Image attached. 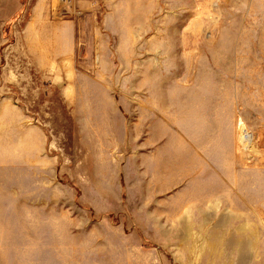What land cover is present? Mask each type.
<instances>
[{
  "label": "rangeland",
  "instance_id": "obj_1",
  "mask_svg": "<svg viewBox=\"0 0 264 264\" xmlns=\"http://www.w3.org/2000/svg\"><path fill=\"white\" fill-rule=\"evenodd\" d=\"M0 264H264V0H0Z\"/></svg>",
  "mask_w": 264,
  "mask_h": 264
}]
</instances>
